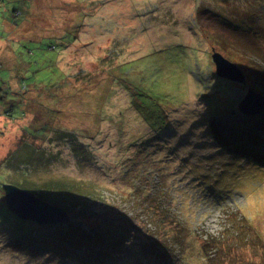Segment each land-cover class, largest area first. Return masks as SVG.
Listing matches in <instances>:
<instances>
[{"label":"rangeland","instance_id":"rangeland-1","mask_svg":"<svg viewBox=\"0 0 264 264\" xmlns=\"http://www.w3.org/2000/svg\"><path fill=\"white\" fill-rule=\"evenodd\" d=\"M260 45L264 0H0V264H264V83L211 58ZM49 182L74 236L5 204Z\"/></svg>","mask_w":264,"mask_h":264},{"label":"water","instance_id":"water-1","mask_svg":"<svg viewBox=\"0 0 264 264\" xmlns=\"http://www.w3.org/2000/svg\"><path fill=\"white\" fill-rule=\"evenodd\" d=\"M211 58L216 73L229 80L244 82L242 69L214 48ZM243 114L259 113L264 109V94L249 88L238 104ZM5 204L21 219L32 220L39 224L66 225L70 214L63 205L43 199L34 192L13 183H2Z\"/></svg>","mask_w":264,"mask_h":264},{"label":"trees","instance_id":"trees-1","mask_svg":"<svg viewBox=\"0 0 264 264\" xmlns=\"http://www.w3.org/2000/svg\"><path fill=\"white\" fill-rule=\"evenodd\" d=\"M198 1V0H197ZM196 10V9H195ZM231 12H233V11H231ZM211 52H212V50H211ZM258 53H261V57L263 56V53H264V51H263V47L260 45V49H259V52ZM262 59H264V57H262ZM256 67L258 68V69H253V68H249V67H245V72L243 71V73H244V75H245V79H246V82L248 83V79H249V75H254L255 74V77H256V79H257V82H254L255 83V85H252V86H254V87H258L260 84H262V83H264V66H262L261 64H257L256 65ZM256 71V72H255ZM251 85V84H250ZM252 88V87H251ZM253 89H255V88H253ZM34 125V124H33ZM65 133H68V132H65ZM51 182H49V183H47V186H48V189H49V191H51V192H58V195H60V197L61 198H58V199H56V200H58L59 201V203H57V204H59V205H63L64 207H65V209L68 211V212H70V209H67V206H68V204H67V201H69V199H70V197H72L74 194L72 193V190L74 189V188H72L71 187V185L70 186H68V187H66L65 188V185L63 186V187H61L60 185H55V187L53 188V186H51ZM52 188H51V187ZM30 189V188H29ZM67 193L70 197H65V195H64V193ZM42 197H43V195H42ZM45 198L47 197V198H49L50 196H44ZM80 199V198H79ZM19 221H20V224H19V227L21 228V230H22V226H24V224L25 223H32L33 221H31V220H24V219H19V218H17ZM149 225H150V223H149ZM39 226H42V227H48V226H45V225H39ZM73 227H74V229H73ZM57 229L59 230H62L63 232L62 233H58V234H56L54 237H61V236H69V235H73L74 236V231H76L77 230V232H80L79 231V229H81L80 227H78V228H76V225L75 224H72V222H69V224H66L65 226H58L57 227ZM85 238L87 237V235L84 233V235H83ZM94 245V244H93Z\"/></svg>","mask_w":264,"mask_h":264},{"label":"bare ground","instance_id":"bare-ground-1","mask_svg":"<svg viewBox=\"0 0 264 264\" xmlns=\"http://www.w3.org/2000/svg\"><path fill=\"white\" fill-rule=\"evenodd\" d=\"M255 129H256V128H255ZM214 139H215V138H214ZM214 139H213V140H214ZM252 139H253L252 141H255V138H254V137H252ZM68 222H70V221H68ZM68 222H66V223H68ZM61 226L63 227V226H65V225H62V224H61Z\"/></svg>","mask_w":264,"mask_h":264},{"label":"clouds","instance_id":"clouds-1","mask_svg":"<svg viewBox=\"0 0 264 264\" xmlns=\"http://www.w3.org/2000/svg\"><path fill=\"white\" fill-rule=\"evenodd\" d=\"M244 76H245V75H244ZM245 81H246V79H245ZM245 81H244V82H245ZM249 88H251V87H249ZM249 88H248V89H249ZM262 94H263V93H262ZM241 99H242V98H241ZM238 109H239V107H238ZM239 110H240V109H239ZM240 111H241V110H240ZM262 111H263V110H262ZM242 113H243V112H242ZM259 113H260V112H259ZM254 114H257V113H254Z\"/></svg>","mask_w":264,"mask_h":264}]
</instances>
